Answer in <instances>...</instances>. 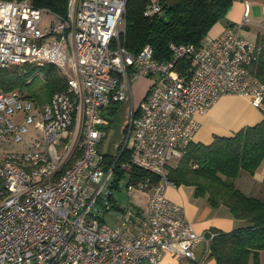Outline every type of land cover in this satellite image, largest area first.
Segmentation results:
<instances>
[{
    "label": "built area",
    "instance_id": "1",
    "mask_svg": "<svg viewBox=\"0 0 264 264\" xmlns=\"http://www.w3.org/2000/svg\"><path fill=\"white\" fill-rule=\"evenodd\" d=\"M37 1L0 0V67L50 63L66 85L41 104L0 92V145L20 144L0 153V264H160L165 253L194 260L197 245L200 264L215 233L196 232L165 196L178 186L168 166L193 140L196 115L221 95L264 105V82L253 71L258 45L227 26L198 47L169 44L171 57L160 60L149 45L136 53L122 45L127 0H68L66 15ZM158 10L152 1L144 12ZM45 11L51 19L42 28ZM247 21L245 0L240 25ZM183 57L193 62L186 76L175 67ZM151 75L155 82L130 105L120 149L103 153L106 107L128 104L131 82ZM132 167L147 174L132 182ZM119 188L146 191L144 209L117 204Z\"/></svg>",
    "mask_w": 264,
    "mask_h": 264
},
{
    "label": "trees",
    "instance_id": "2",
    "mask_svg": "<svg viewBox=\"0 0 264 264\" xmlns=\"http://www.w3.org/2000/svg\"><path fill=\"white\" fill-rule=\"evenodd\" d=\"M157 1L159 10L145 14ZM68 0H38L36 4L66 15ZM233 0H127L123 13L122 45L131 53L149 45L157 59L171 57L169 44L198 47L211 26L222 19ZM259 51L253 63L255 75L264 82V33L256 40ZM193 65L190 57L176 62V70L186 76ZM65 77L53 64L0 67V92H19L38 104L64 89ZM264 109V105L261 106ZM128 153L122 152L120 159ZM264 161V118L232 136H214L209 144L191 141L175 164L168 166V178L175 184L193 186L194 196H206L209 205H223L235 219L246 223L229 231L211 229L209 256L215 264H261L264 250V201L249 196L234 183L241 171L254 172ZM122 173L119 172L117 179ZM147 173L132 167L130 181ZM140 264H148L146 262Z\"/></svg>",
    "mask_w": 264,
    "mask_h": 264
},
{
    "label": "crops",
    "instance_id": "3",
    "mask_svg": "<svg viewBox=\"0 0 264 264\" xmlns=\"http://www.w3.org/2000/svg\"><path fill=\"white\" fill-rule=\"evenodd\" d=\"M255 2L256 0H247L248 21L241 26L245 0H233L226 16L215 22L207 35L216 36L225 27L230 26L244 38L255 41L258 33H264V4L258 7V2L256 4ZM252 24L259 27L252 29ZM153 82H155L154 79L150 81V84ZM145 94L141 95L140 100ZM262 118H264V109L252 105L247 97L234 94L221 95L206 113L196 115L199 127L193 135L192 141L209 144L216 135L232 136L240 129L254 125ZM234 183L243 193L264 201V161L252 173L241 171ZM165 196L183 207L187 220L196 232L200 233L207 229L229 231L242 225V220L232 217L225 206L213 207L208 204L206 196H194L191 185L168 186ZM201 252L202 247L197 245L194 248L196 257L194 260L184 257L177 258L171 253H165L160 264H198ZM259 261L264 264V250L259 253ZM200 264H215V260L213 257L207 256Z\"/></svg>",
    "mask_w": 264,
    "mask_h": 264
},
{
    "label": "rangeland",
    "instance_id": "4",
    "mask_svg": "<svg viewBox=\"0 0 264 264\" xmlns=\"http://www.w3.org/2000/svg\"><path fill=\"white\" fill-rule=\"evenodd\" d=\"M256 2H258L257 4L258 7L261 6V4H264V0H256ZM50 19H51V14H49V12L46 11L43 12L40 21V26L42 28L47 27ZM257 27L259 26L252 24V29L253 28L256 29ZM153 79L156 80L157 76L156 75L143 76L134 79L131 82V86H132L131 101L129 100L128 104L115 103V104H110L106 107L107 112L105 116L109 120L110 124L103 125L101 127L104 136L102 139V143L100 145V150L103 153H106L107 155H113L114 153L117 152V150L120 149L121 141L123 138V127L128 119L130 105L132 104L134 107L138 106L141 95H143L148 91L150 87V81ZM29 129H30L29 133L32 131V133L33 134L35 133V135L37 133H40L41 131L40 125L37 120L29 125ZM18 148H20V144H14V143L2 144L0 145V153L2 151L4 152L15 151ZM177 160L178 157H172L170 160V164L172 165L175 164ZM124 182L125 180H120L119 183L123 186ZM146 195H147L146 191L138 188L133 189L129 194L122 188L112 190V197L117 204L119 203L124 206L139 205V207L143 209L145 207ZM241 222L243 225L246 223L244 220H242Z\"/></svg>",
    "mask_w": 264,
    "mask_h": 264
}]
</instances>
